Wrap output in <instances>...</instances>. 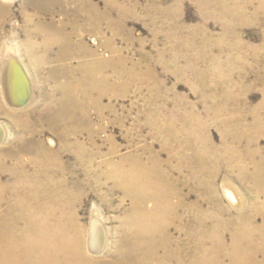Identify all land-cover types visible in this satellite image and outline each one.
<instances>
[{
  "label": "bare ground",
  "instance_id": "1",
  "mask_svg": "<svg viewBox=\"0 0 264 264\" xmlns=\"http://www.w3.org/2000/svg\"><path fill=\"white\" fill-rule=\"evenodd\" d=\"M13 1L0 0V35L5 34L8 22L13 42L10 45V37L5 39L7 56L0 71V264H264V156L257 145L258 138L264 136V96L251 111L246 110L247 98L237 83L219 96L221 87L215 80L219 64H213L210 71L201 69L204 61L198 58L193 40L175 36L180 37L176 39L178 45L190 43L197 51L191 72L208 108L204 117L195 108L177 114L175 140L166 117L162 126L154 128L167 160L161 161L151 147H145L149 156L144 161L142 155H125L117 161L100 159L102 162L93 166L96 153L80 142L64 144L62 148L73 154V161L63 160L64 151L61 154L42 141L32 140L31 129L17 125V114L12 110L27 106L32 98L26 68L40 64L53 48L58 49L59 60L69 58L70 49L82 48L85 52L88 46L83 32L98 33L102 24L114 29V12L123 17L126 10L117 0H103L102 10L94 0H19L17 12L22 24L17 25L13 22ZM197 3L205 15L227 20L228 31L243 21L248 7L247 1L240 4L239 0ZM257 7V14L264 13V0ZM145 10L148 13L151 7ZM170 13L168 9L163 16ZM56 15L67 20L70 33L65 32V23L56 22ZM170 28V34L175 35L177 22ZM19 32L25 35L20 46L16 39ZM78 33L79 38L72 39ZM92 40L98 43L97 38ZM111 41L110 36H103L100 42L109 48ZM89 48L86 51L92 52ZM243 48V43H236V51L231 52L226 63L229 73L236 71L231 68L235 60L245 63L238 58ZM109 62H98L99 70ZM15 63L21 66L29 83V100L23 106H19L21 84ZM115 89L107 77L100 76L99 109L102 97L113 96ZM66 95L67 108L61 110L59 122L68 124L64 130L71 133L76 130L74 112L80 104L70 96V90ZM209 126L219 131L218 144L212 141ZM82 167L84 182L77 173ZM234 182L244 187V205L232 203L235 198L230 190ZM108 184L110 193L120 192L124 201H130L124 217L116 219L111 242L101 237V219L92 218L85 229L77 211L89 190L97 192ZM223 194L228 199L226 204ZM93 213H98L97 209Z\"/></svg>",
  "mask_w": 264,
  "mask_h": 264
},
{
  "label": "rangeland",
  "instance_id": "2",
  "mask_svg": "<svg viewBox=\"0 0 264 264\" xmlns=\"http://www.w3.org/2000/svg\"><path fill=\"white\" fill-rule=\"evenodd\" d=\"M239 1L240 4L245 1L248 3L246 17H243L241 23L239 21L233 26L234 29L230 28L231 30L228 31V21L220 16L205 15L200 11L197 0H117V3L119 2L118 4L125 8L126 14L121 17L117 11L114 12V29L109 30L105 24H102L101 31L98 33L92 34L89 30L83 32V40L88 46L85 49L88 50L90 47L92 52L74 48L67 50L69 58L59 60L56 57L58 49L53 48L42 58L44 60L40 64L28 66L29 70L26 68L32 86V98L27 106L12 110L17 114L18 127H29L31 133L33 132L32 140L42 141L45 146L57 152L61 151V154L64 151L61 155L63 160L70 162L73 161V154L62 147L65 146L64 144L79 142V145L87 150L90 148L89 152L96 153L93 166L99 165L104 159L117 161L125 155L138 154L140 158L143 156L141 159L144 161L149 156L145 150L147 147H151V151L160 156L161 161L167 160V152L161 148L160 138L154 136L156 130L154 128L159 127V124L162 126V123H165L162 121L166 120V117L167 123L171 122L169 125H171V132L173 130V136H175L173 140H175L177 137L175 132L179 128L177 116L179 117L186 111H193L195 108L204 117V111L208 108V103L202 100L200 86L191 72L192 60L196 57L197 51L198 58L204 61L200 65L201 69L210 71L211 67L219 64L218 72L220 73L215 74V80L221 87L220 93L218 92L219 96L223 97L222 94L226 92L229 85L238 84L247 98L246 110L251 111L263 99L264 13L258 12L257 14V6L261 0ZM94 3L100 10L104 8L103 0H94ZM18 5L19 0L12 2L15 13L13 22L21 25L22 18L17 12ZM148 7H151V11L147 13L145 9ZM155 7L158 8L155 9ZM168 9L171 13L163 16ZM155 10L158 12H154ZM54 19L56 22L65 23V32L70 33L71 29L67 20L60 15H56ZM235 19L238 22V18ZM176 22L179 28L176 29L175 35H171L170 24ZM9 31L10 26L7 22L4 29L5 34L0 35V71L3 69V59L6 55V50L3 48L5 41L10 37L9 44H13L11 31ZM16 35L18 45H23L25 35L21 32ZM79 36L80 33L72 39L79 38ZM103 36L111 37L110 49L105 48L100 42ZM175 36L193 40L192 44L198 47V50L194 52V46L190 43L187 46L178 45L180 43L177 40L180 37ZM93 38H97V44L94 43ZM237 42L244 44L243 50L238 53V58L240 57L245 63L241 65L238 64L239 60H235L234 66H231L236 70H233V74V72L229 73L226 63L231 52L236 51ZM106 61H110V64H104L99 70L98 62ZM260 69L262 72H259ZM100 76L107 77L109 83L116 87L113 96L109 94L102 97L101 109L98 107ZM68 90H70V96L80 104L79 110L74 112L77 119L76 130L71 133L65 131L68 124L65 126L63 122H59L62 116L61 110L67 108ZM210 91L207 92L211 93ZM208 132L212 141L218 144L219 131L209 126ZM259 138L257 145L259 144L258 147L264 156V136ZM50 140L54 142L53 145H50ZM77 173L79 180L84 182L86 176L83 167L79 168ZM234 185L235 187L230 190L235 198L232 203L238 205L239 202L244 205L242 201L247 198L244 187L235 182ZM110 191L111 185L109 184L101 187L97 192L89 190L84 195L77 211L85 229L92 218L101 219L100 221L104 223V228L101 226L103 229L101 237L104 241L108 237L111 242L112 237H115L114 230L117 220L124 217L130 201L128 199L124 201L120 192L110 193ZM222 199L223 203L228 202L224 194ZM94 209H97L98 213H93ZM257 221L260 222V219Z\"/></svg>",
  "mask_w": 264,
  "mask_h": 264
},
{
  "label": "water",
  "instance_id": "3",
  "mask_svg": "<svg viewBox=\"0 0 264 264\" xmlns=\"http://www.w3.org/2000/svg\"><path fill=\"white\" fill-rule=\"evenodd\" d=\"M15 71H16V75H18L21 84L20 97H19L21 103L19 106H23L29 100V96H30L29 83L24 71L22 70L21 66L17 63H15Z\"/></svg>",
  "mask_w": 264,
  "mask_h": 264
}]
</instances>
